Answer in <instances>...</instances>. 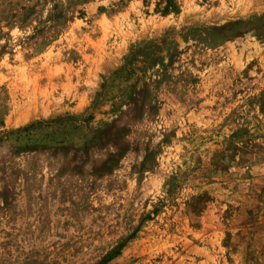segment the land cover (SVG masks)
Wrapping results in <instances>:
<instances>
[{
	"label": "rangeland",
	"instance_id": "1",
	"mask_svg": "<svg viewBox=\"0 0 264 264\" xmlns=\"http://www.w3.org/2000/svg\"><path fill=\"white\" fill-rule=\"evenodd\" d=\"M0 264H264V0H0Z\"/></svg>",
	"mask_w": 264,
	"mask_h": 264
},
{
	"label": "trees",
	"instance_id": "2",
	"mask_svg": "<svg viewBox=\"0 0 264 264\" xmlns=\"http://www.w3.org/2000/svg\"><path fill=\"white\" fill-rule=\"evenodd\" d=\"M113 254H114V255H116V254H117V252H114Z\"/></svg>",
	"mask_w": 264,
	"mask_h": 264
}]
</instances>
